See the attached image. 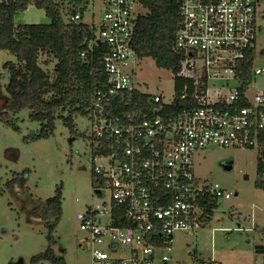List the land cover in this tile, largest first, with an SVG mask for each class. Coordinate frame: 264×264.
<instances>
[{
    "label": "built area",
    "instance_id": "built-area-1",
    "mask_svg": "<svg viewBox=\"0 0 264 264\" xmlns=\"http://www.w3.org/2000/svg\"><path fill=\"white\" fill-rule=\"evenodd\" d=\"M102 2L97 37L106 48V79L87 117L95 140V192L109 200L77 215L91 264H167L174 262L175 233L195 234L209 200L233 196L221 183L197 176V153L209 145L261 146L264 83L257 78L264 75V60L257 62V38L264 30V0H180L174 48L181 58L179 69H171V96L138 85L144 57L134 37L147 9L139 0ZM69 17L80 19V9ZM178 79L184 83L180 94ZM136 91L150 97L153 110L116 112ZM179 99L182 110H166Z\"/></svg>",
    "mask_w": 264,
    "mask_h": 264
},
{
    "label": "rangeland",
    "instance_id": "rangeland-1",
    "mask_svg": "<svg viewBox=\"0 0 264 264\" xmlns=\"http://www.w3.org/2000/svg\"><path fill=\"white\" fill-rule=\"evenodd\" d=\"M105 12L102 0H89L84 20L97 25ZM63 17L67 18L65 12ZM44 8L30 4L15 14V24L49 22ZM264 24V20L262 21ZM257 59L264 60V30L259 33ZM48 58L42 54L40 60ZM43 67L53 70L56 59ZM8 61L17 56L0 49V115L6 111ZM138 85L153 93L171 96L172 70L144 57L139 67ZM258 81L264 83V75ZM25 108L11 115L14 124L0 118V264H91L87 232L81 228L78 212L100 205L93 177L95 140L88 117H75L72 133L61 118L52 135L33 139L41 123L30 118ZM261 147L209 145L195 157V171L202 180H214L233 192L230 199H217L210 217L196 235L178 230L174 235L177 264L208 263L212 258L224 264H264V184L257 172ZM228 166V168H226ZM264 177V173L262 175ZM62 190V213L50 235L45 220L31 214L33 207ZM263 246L262 251L258 247ZM50 252L52 257H46ZM172 264V262H170Z\"/></svg>",
    "mask_w": 264,
    "mask_h": 264
},
{
    "label": "trees",
    "instance_id": "trees-1",
    "mask_svg": "<svg viewBox=\"0 0 264 264\" xmlns=\"http://www.w3.org/2000/svg\"><path fill=\"white\" fill-rule=\"evenodd\" d=\"M147 9L138 17L134 48L140 57H152L164 68L177 71L181 54L175 50L176 35L181 24L180 0H139ZM44 8L49 22L15 24V14L26 10L30 4ZM85 0H0V49H8L17 56V62L8 61L10 72L7 84L6 111L0 118L14 124L11 115L25 108L31 109L30 118L41 123L33 139L48 137L61 118L72 133L75 117L89 116L96 88L106 79L103 66L105 45L97 37V25L84 20ZM81 11V18L71 20L70 15ZM63 12L67 18L63 17ZM48 56L43 63L41 56ZM53 57V70H47ZM183 81L178 79L176 89L180 94ZM181 99L166 110L183 109ZM150 108V109H149ZM153 110L150 97L136 91L129 103H118L116 112ZM261 150L257 172L264 184V132L260 138ZM94 177V176H93ZM62 190L41 200L31 214L45 220L50 235L56 228L62 213ZM218 200H209L208 215ZM46 257H52L48 252ZM63 264V261H56Z\"/></svg>",
    "mask_w": 264,
    "mask_h": 264
},
{
    "label": "crops",
    "instance_id": "crops-1",
    "mask_svg": "<svg viewBox=\"0 0 264 264\" xmlns=\"http://www.w3.org/2000/svg\"><path fill=\"white\" fill-rule=\"evenodd\" d=\"M214 209H215V207L213 208V210H214ZM209 217H210V215H208V211H207V213H206V218L203 219L202 224H203V223H204ZM202 224H201V225H202ZM200 227H201V226H200ZM197 230H198V229H196L194 235H196ZM173 256H174V254H173ZM174 258H175V256H174ZM212 259H214V258H212ZM212 259H211V260H212ZM215 259H217V258H215ZM211 260H210V261H211ZM218 260H219V259H218ZM171 262H172V261H171ZM208 263H209V262H208ZM208 263H207V264H208ZM157 264H162V263L158 260V261H157ZM167 264H170V262H168ZM172 264H177V263H176V260H174V262H172ZM197 264H206V263H201V262H199V263H197Z\"/></svg>",
    "mask_w": 264,
    "mask_h": 264
},
{
    "label": "water",
    "instance_id": "water-1",
    "mask_svg": "<svg viewBox=\"0 0 264 264\" xmlns=\"http://www.w3.org/2000/svg\"><path fill=\"white\" fill-rule=\"evenodd\" d=\"M226 168H228V166H226ZM262 247H263V246H260V247H258V249H257V250H258V251H262V250H263V248H264V247H263V248H262Z\"/></svg>",
    "mask_w": 264,
    "mask_h": 264
}]
</instances>
